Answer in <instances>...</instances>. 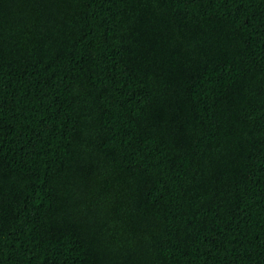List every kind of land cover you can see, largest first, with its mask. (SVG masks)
Segmentation results:
<instances>
[{
    "label": "trees",
    "instance_id": "16d2710c",
    "mask_svg": "<svg viewBox=\"0 0 264 264\" xmlns=\"http://www.w3.org/2000/svg\"><path fill=\"white\" fill-rule=\"evenodd\" d=\"M0 264H264V0H0Z\"/></svg>",
    "mask_w": 264,
    "mask_h": 264
}]
</instances>
